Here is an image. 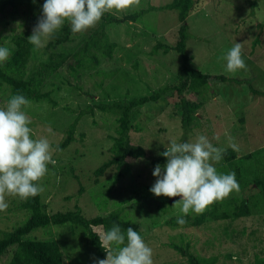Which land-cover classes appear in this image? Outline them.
<instances>
[{
    "label": "rangeland",
    "instance_id": "rangeland-1",
    "mask_svg": "<svg viewBox=\"0 0 264 264\" xmlns=\"http://www.w3.org/2000/svg\"><path fill=\"white\" fill-rule=\"evenodd\" d=\"M171 0H140L138 6L123 11H110L121 18L145 9L161 6ZM45 0H35L40 19ZM193 8L186 19L188 39L186 53L188 66L209 75L201 97V107L186 132L180 127L175 114V97L159 99L138 108L129 130V144L141 148L140 158L126 157L120 169V178L112 184L114 168H108L100 177L92 172L111 157V137L115 136L116 118L95 108L98 104L128 102L148 96L165 85L178 82L180 59L172 51L164 54L153 47L157 43L172 46L176 40L178 22L173 11H147L135 22L112 24L105 27L109 40L114 43L111 59H100L96 70L80 74L73 79L66 69H59L49 78L41 92H49V101L31 102L24 110L31 118L33 138L46 137L54 149L55 164L48 165V173L39 182L46 213L80 209L89 219L118 211L128 220L152 249L153 264H186L185 259L169 248L170 243L182 245L199 264H252L264 256V202L259 188L251 178L264 175V0H193ZM21 11L25 6H19ZM9 10L6 6L5 11ZM0 20H7V13ZM29 20L25 12L14 17L9 24H0V35L18 32L19 23ZM71 31L70 25L65 22ZM97 25V24H96ZM72 36L89 34L95 28ZM35 25L28 27L32 33ZM241 43L246 70L229 72L223 57L235 44ZM96 73H95V72ZM223 76L222 82L213 77ZM252 88L257 92H249ZM186 99L198 102L199 97L185 94ZM54 104H51V102ZM6 101L0 99V107ZM92 108V114L83 115L77 122L73 141L62 150L55 148L65 137L68 125L79 111ZM51 128L49 132L48 129ZM204 135L215 146L235 153L234 160L223 159L215 164L220 173L235 172L240 190L215 203L228 212L245 202L251 208L248 217L233 220L207 219L198 227L170 228L165 222L183 216L178 206L180 198L155 197L149 191L155 183L152 172L163 158L161 153L171 141L191 142ZM234 143L237 148L230 147ZM241 168L250 173L238 175ZM242 169V170H243ZM81 191L79 192V190ZM258 199L256 200L255 198ZM8 208L0 212V236L11 231L25 218L18 205L19 197H6ZM212 205V204H211ZM209 205L204 211L211 208ZM197 214L189 212L188 217ZM76 231V230H74ZM69 227L37 229L30 237L43 240L52 237L62 253L63 264H93L94 253L86 238ZM8 255L0 264H6ZM106 258V256H105Z\"/></svg>",
    "mask_w": 264,
    "mask_h": 264
},
{
    "label": "trees",
    "instance_id": "trees-1",
    "mask_svg": "<svg viewBox=\"0 0 264 264\" xmlns=\"http://www.w3.org/2000/svg\"><path fill=\"white\" fill-rule=\"evenodd\" d=\"M193 4V0H171L161 6H148L145 9H139L137 12L122 15L121 18L107 12L92 32L79 34L78 36H72L69 26L65 23L49 40L45 48L36 49L27 40L32 34L29 32L28 27L36 25L38 21L35 18V13L39 9L34 6L33 0H0V14H3L6 6L9 8L5 11L7 20L1 19V25L9 24L14 17L21 18L25 12L29 13V20L19 23L20 27H24V29L9 33L7 36L0 35V46L9 47L11 51L9 58L0 62V99L6 101L10 93H20L31 102L49 101V92H41V89L49 78L57 74L59 69H66L67 73L75 79L80 77V74L88 73L89 70H96L100 59H111L115 45L109 40L105 27L107 28L112 24L135 22L147 11H174L178 22L175 43L172 46L157 43L153 50L157 51L158 48H161L164 54L172 51L179 56L181 72L178 82L165 85L148 96L138 97L128 102L95 105V108L99 111L110 113L116 118L114 119L115 136L111 137V157L102 162L92 174L95 177H100L108 168L112 167L115 169L112 184H115L120 178V169L124 165L125 158H140L143 156L141 148L130 145L128 138L129 130L137 129L131 123L138 108L148 103H155L162 98L175 97L177 98L174 103L175 114L179 118L180 127L186 132L195 119L196 112L201 107L202 88L205 87L210 76L188 66L190 57L186 53L185 46L188 39L186 19L193 8ZM21 5L25 6L24 11L18 9ZM12 45H15V47L12 48ZM213 78L222 82L226 81L223 76ZM248 90L253 92L252 94L257 93L256 91L254 93L252 88H248ZM191 93L199 97L200 100L195 102L186 99L184 95ZM51 104L54 103L51 102ZM86 114H92L91 107L77 113L68 125L65 137L55 148L62 150L73 141L75 126L78 120ZM234 158L235 153L231 149L225 150L223 159L234 160ZM158 161L163 164L165 158L163 157ZM237 164L239 165L240 162L235 160L233 165L238 167L236 169L238 175L240 172L242 174L250 173L248 168L243 169ZM262 171L264 172V169ZM251 182L259 188V194H261L262 202H264V175L259 174V169L257 176L251 178ZM255 199L257 200L258 197ZM254 204L256 205V203H253V206L248 207L245 202H241L238 206H234L232 211L228 212L227 209L222 210L219 208L222 206L220 203H215L201 214L193 217L184 216L186 223L182 226L177 224L178 217L170 218L165 222V225L170 228L198 227L207 219L217 221L248 217L252 214L251 208H254ZM18 207L25 211V218L11 231L2 233L0 236V260L3 256L8 255L6 264H63L59 244L52 237L43 240L30 237V234L37 229L66 226L70 228L72 233L79 230L82 233L81 236L87 239L90 248L93 250V264L96 260L105 259L106 253L100 247L98 237L93 234L89 224H103L105 229H109L113 224H118L122 230L132 228L137 231L128 220L122 219L118 211L110 212L106 216L87 219L81 215L80 209L74 206L72 210L48 214L41 203L40 194L22 199ZM168 246L184 258L186 264H199L195 257L187 253L181 242L178 244L170 243ZM252 264H264V256L254 259Z\"/></svg>",
    "mask_w": 264,
    "mask_h": 264
},
{
    "label": "clouds",
    "instance_id": "clouds-1",
    "mask_svg": "<svg viewBox=\"0 0 264 264\" xmlns=\"http://www.w3.org/2000/svg\"><path fill=\"white\" fill-rule=\"evenodd\" d=\"M139 3L140 0H45L42 15L27 40L36 49H43L65 22L72 33H82L95 27L105 13L123 11ZM10 55L9 47L0 46V62ZM223 59L229 72L246 70L241 43H235ZM30 104L23 94L10 93L0 107V212L8 208V196L27 199L43 192L39 182L48 173V165L55 164L50 141L43 136L33 138L29 127L32 121L24 110ZM230 147L237 148L231 141ZM224 152L199 135L191 142L171 141L161 153L166 163L155 166V183L149 191L155 197L180 198L173 204L183 214L177 218L178 225L186 223L183 217L190 211L201 214L209 205L240 190L235 172L224 174L215 167ZM89 228L106 253V258L95 264H153L152 249L138 231L122 230L118 224L109 229L103 224H89Z\"/></svg>",
    "mask_w": 264,
    "mask_h": 264
}]
</instances>
